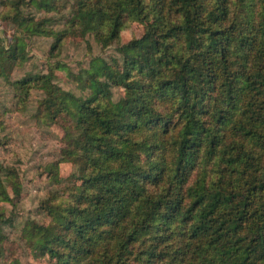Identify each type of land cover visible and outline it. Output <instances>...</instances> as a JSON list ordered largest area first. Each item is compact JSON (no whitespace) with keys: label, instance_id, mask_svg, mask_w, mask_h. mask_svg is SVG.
Listing matches in <instances>:
<instances>
[{"label":"trees","instance_id":"obj_1","mask_svg":"<svg viewBox=\"0 0 264 264\" xmlns=\"http://www.w3.org/2000/svg\"><path fill=\"white\" fill-rule=\"evenodd\" d=\"M0 18L16 31L0 38V78L19 111L38 90L35 118L65 123L46 221L22 229L35 259L264 264V0H0ZM134 24L143 34L124 44ZM35 37L53 40L50 58L88 38L116 55L74 77L83 96L56 83L65 64L12 81ZM22 193L18 168L0 161V261L15 222L4 205Z\"/></svg>","mask_w":264,"mask_h":264},{"label":"rangeland","instance_id":"obj_2","mask_svg":"<svg viewBox=\"0 0 264 264\" xmlns=\"http://www.w3.org/2000/svg\"><path fill=\"white\" fill-rule=\"evenodd\" d=\"M37 14L35 8L27 11V14ZM67 13V12H66ZM57 27L56 29H61ZM16 34L14 26L0 18V38L9 44ZM143 28L134 24L132 28L122 34V42L128 43L134 38H140ZM53 40L44 37H35L28 40L26 52L28 60L20 67L10 70L12 81L19 80L29 73L47 72L49 64H65L67 69H57L56 83L65 91H70L77 96L85 95L77 87L75 76L89 67V61L96 56L109 58L116 55V46L103 49L93 38L88 41L68 42L57 54L50 58L49 52ZM42 92L34 90L26 110L19 111L17 101L14 98V89L3 78H0V119L4 126L0 129V140L6 142L0 146V161L9 166H16L23 180V193L17 205L5 204L7 216L15 217L14 227L4 229L7 239L3 244L4 258L0 264H50L47 259H35L31 254L28 244L22 239V229L27 220L45 222L39 212V206L43 199L49 195L50 185L46 180V166L60 156V150L64 146V122L55 125H46L35 118L38 102L42 99ZM120 93L115 90V99ZM75 171L71 165H63L61 175L67 178Z\"/></svg>","mask_w":264,"mask_h":264}]
</instances>
